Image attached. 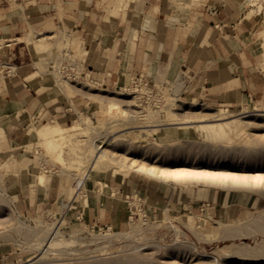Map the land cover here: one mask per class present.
Returning <instances> with one entry per match:
<instances>
[{"label": "rangeland", "instance_id": "374dc122", "mask_svg": "<svg viewBox=\"0 0 264 264\" xmlns=\"http://www.w3.org/2000/svg\"><path fill=\"white\" fill-rule=\"evenodd\" d=\"M217 1L51 0V15L22 32L25 81L10 41L0 40V86L25 82L51 108L19 149L0 145V237L10 246L0 264H264V0H243L255 18L250 87L229 101L197 88L187 70L152 78L123 61L131 37L153 29L150 14L162 32L176 27L185 38ZM43 123L79 127L56 152L66 163L34 138ZM18 176L58 183L55 208L19 207ZM92 182L100 192L116 188L123 224L75 218ZM51 240L62 244L46 248Z\"/></svg>", "mask_w": 264, "mask_h": 264}, {"label": "crops", "instance_id": "0c3cea01", "mask_svg": "<svg viewBox=\"0 0 264 264\" xmlns=\"http://www.w3.org/2000/svg\"><path fill=\"white\" fill-rule=\"evenodd\" d=\"M17 1L19 3L11 8L0 0V40L10 41L5 44V49L13 51V63L19 69L18 77L25 81L31 75L28 70L31 60L29 50L22 42V32L27 21L33 23L47 19L54 8L49 4L51 0ZM242 3L243 0H219L217 5L212 3V9L206 10L198 22L200 26L187 32L185 38L176 27L168 26L166 32H162L161 25L155 23L156 14H150L149 23L154 22L153 29L143 35L138 34L137 39L131 37L134 47L131 54L126 52V60H123L126 61V70H139L152 78L162 72L169 79H176L187 70L197 88L201 83L211 97L229 101L231 96L242 95L243 89L250 87L251 76L247 75L248 71H252L248 64L252 57L250 33L255 27V18H246ZM206 21L207 27L203 26ZM118 41V38H113L112 45H118ZM124 44L128 49V40ZM36 89L39 90V87ZM47 100L36 92L33 94L25 82L13 81L9 88L0 86V145H9L13 152L19 149L30 126L50 113ZM11 183V194L19 207L38 209L48 205L54 209L59 200V185L50 177L46 178L44 185L35 179L21 180V176L11 177ZM96 183L87 186L75 218L92 226L123 224L127 210L121 198L117 197L118 191L110 187L100 192L95 189ZM9 251L10 246L0 237V260Z\"/></svg>", "mask_w": 264, "mask_h": 264}, {"label": "bare ground", "instance_id": "6f19581e", "mask_svg": "<svg viewBox=\"0 0 264 264\" xmlns=\"http://www.w3.org/2000/svg\"><path fill=\"white\" fill-rule=\"evenodd\" d=\"M205 126H206V129H209L212 132L216 131L211 125H205ZM78 128L79 127L77 125L62 127L58 123H55V124L43 123L38 128H36L34 130L33 134H34V138L36 137L37 141L46 142L47 143L46 152L49 154V156H51L52 158L57 157V159L61 163L62 162L66 163L65 159L61 158L60 154L56 153V152L61 147L62 142L65 141V139H67L71 135L72 132L77 131ZM41 179H42V177L40 176V180ZM82 180H83L82 178L77 180L76 187L80 186V184L82 183ZM56 242H59V241L51 240L50 242H48V244H46V248H51V247H53L55 245L62 244L61 242H59L58 244ZM63 243H64V245H69L70 242L69 241H65ZM261 249H262V251L264 253V246H262ZM238 254H240V253H238ZM259 254L261 256H264L261 253H259ZM240 255L248 256L245 253L244 254L241 253ZM254 257H256V256L254 255ZM258 262H259V260H258Z\"/></svg>", "mask_w": 264, "mask_h": 264}, {"label": "built area", "instance_id": "2783aa9c", "mask_svg": "<svg viewBox=\"0 0 264 264\" xmlns=\"http://www.w3.org/2000/svg\"><path fill=\"white\" fill-rule=\"evenodd\" d=\"M143 224H146V218L143 217Z\"/></svg>", "mask_w": 264, "mask_h": 264}]
</instances>
